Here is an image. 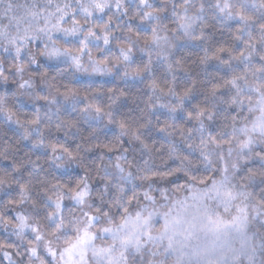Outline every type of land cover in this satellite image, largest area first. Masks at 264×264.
<instances>
[{
    "label": "snow or ice",
    "instance_id": "snow-or-ice-1",
    "mask_svg": "<svg viewBox=\"0 0 264 264\" xmlns=\"http://www.w3.org/2000/svg\"><path fill=\"white\" fill-rule=\"evenodd\" d=\"M0 161V264H264V0H0Z\"/></svg>",
    "mask_w": 264,
    "mask_h": 264
},
{
    "label": "trees",
    "instance_id": "trees-1",
    "mask_svg": "<svg viewBox=\"0 0 264 264\" xmlns=\"http://www.w3.org/2000/svg\"><path fill=\"white\" fill-rule=\"evenodd\" d=\"M196 51V49H193ZM95 74L92 76H87V75H81L78 77V81H71L70 83L75 86V87H82L85 84H88L89 82L92 83L93 87H103V88H108V87H114V86H122V82H120L118 79H116L113 76H107L106 75V80H97L94 78ZM69 82V81H66ZM70 144H74V142L70 141ZM23 155V152L20 153ZM41 153L39 151L36 152V154L33 156V159H35L36 155H40ZM7 161H0V167H3L7 165ZM9 215H12V213H9ZM5 233L3 232L2 229H0V236H4ZM6 264V262H4Z\"/></svg>",
    "mask_w": 264,
    "mask_h": 264
},
{
    "label": "rangeland",
    "instance_id": "rangeland-1",
    "mask_svg": "<svg viewBox=\"0 0 264 264\" xmlns=\"http://www.w3.org/2000/svg\"><path fill=\"white\" fill-rule=\"evenodd\" d=\"M94 78L97 79V80H106V75H104V76H101V75H95ZM13 239H14V238H13Z\"/></svg>",
    "mask_w": 264,
    "mask_h": 264
}]
</instances>
